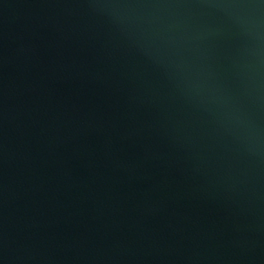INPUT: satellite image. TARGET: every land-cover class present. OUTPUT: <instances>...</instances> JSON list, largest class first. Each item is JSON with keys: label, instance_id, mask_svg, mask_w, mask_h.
Returning a JSON list of instances; mask_svg holds the SVG:
<instances>
[{"label": "water", "instance_id": "obj_1", "mask_svg": "<svg viewBox=\"0 0 264 264\" xmlns=\"http://www.w3.org/2000/svg\"><path fill=\"white\" fill-rule=\"evenodd\" d=\"M0 264H264V0H0Z\"/></svg>", "mask_w": 264, "mask_h": 264}]
</instances>
